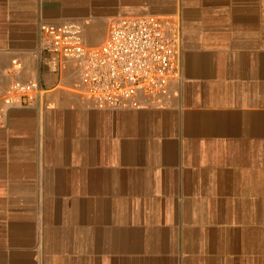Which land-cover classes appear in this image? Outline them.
<instances>
[{
    "label": "crops",
    "instance_id": "obj_1",
    "mask_svg": "<svg viewBox=\"0 0 264 264\" xmlns=\"http://www.w3.org/2000/svg\"><path fill=\"white\" fill-rule=\"evenodd\" d=\"M148 13L181 35L160 105L97 108L44 63L43 21L98 44ZM0 77L40 88L0 120V264H264V0H0Z\"/></svg>",
    "mask_w": 264,
    "mask_h": 264
},
{
    "label": "built area",
    "instance_id": "obj_2",
    "mask_svg": "<svg viewBox=\"0 0 264 264\" xmlns=\"http://www.w3.org/2000/svg\"><path fill=\"white\" fill-rule=\"evenodd\" d=\"M41 52L52 57L45 65L53 71L69 60L77 71L74 91L97 108L160 105L169 95L170 83L179 79V26L169 16L121 15L113 18L105 39L92 44L74 19L43 21L39 25ZM12 72L21 69L11 60ZM40 88L35 80L0 77V120L10 108L30 104Z\"/></svg>",
    "mask_w": 264,
    "mask_h": 264
}]
</instances>
